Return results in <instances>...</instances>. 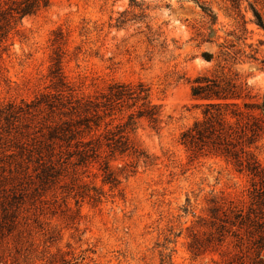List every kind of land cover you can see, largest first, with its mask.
Listing matches in <instances>:
<instances>
[{
	"label": "rangeland",
	"instance_id": "obj_1",
	"mask_svg": "<svg viewBox=\"0 0 264 264\" xmlns=\"http://www.w3.org/2000/svg\"><path fill=\"white\" fill-rule=\"evenodd\" d=\"M250 4L264 21V0H239L238 8L231 0H50L21 20L0 53V108L56 92L49 68L60 31L62 73L75 95L140 81L161 105L163 124L158 132L139 125L135 137L150 161L121 172L134 158L112 160L119 183L111 187L96 163L74 175L60 169L45 112L0 117V264H259L230 232L214 230L229 200L246 210L248 177L222 157L193 156L178 140L201 116L203 101L190 94L197 76L230 78L239 104L261 102L264 31ZM255 147L264 169V126ZM75 183L103 196L80 197Z\"/></svg>",
	"mask_w": 264,
	"mask_h": 264
},
{
	"label": "trees",
	"instance_id": "obj_2",
	"mask_svg": "<svg viewBox=\"0 0 264 264\" xmlns=\"http://www.w3.org/2000/svg\"><path fill=\"white\" fill-rule=\"evenodd\" d=\"M231 2L238 8L239 0ZM49 4L50 0H0V53L6 49L5 41L21 20L45 10ZM249 7L255 23L264 31L260 14L251 4ZM200 8L214 23L216 17L212 10L203 4ZM119 17L122 18V13ZM121 18L116 19L117 25L123 23ZM55 35L59 37L53 39L56 45L50 58L49 75L56 92L42 94L34 102L22 105L8 103L0 108V117H35L45 112L41 117H49L45 125L50 140L47 146L52 155H55V145L59 148L56 163L60 169L67 171L70 167L74 175L77 167L86 169L96 163L102 183L116 187L119 175L111 166L112 160L123 156L134 158V165H122L121 172H132L139 160L150 161L135 131L146 122L158 132L163 124L161 105L152 103L148 87L140 81H112L97 95H75L62 73L63 52L58 44L61 32ZM190 94L203 101L198 104L201 116L180 132V144L193 156L222 157L236 172L245 174L249 182L246 210L229 200V205L221 210L223 219L215 225V233L223 236L230 232L238 244L253 250L259 264H264V169L255 152L264 120L251 111L256 108L264 115V88L259 104L245 101L239 104L236 99L241 97V92L232 79L202 75L192 81ZM72 188L80 197L86 195L94 202L103 196L101 189L86 183L73 184ZM89 189L94 193L90 194ZM217 199L215 196L212 201ZM217 212L219 208L210 210L212 215Z\"/></svg>",
	"mask_w": 264,
	"mask_h": 264
}]
</instances>
